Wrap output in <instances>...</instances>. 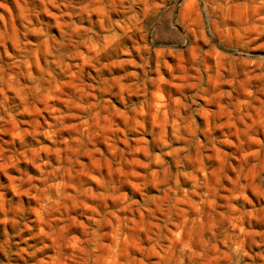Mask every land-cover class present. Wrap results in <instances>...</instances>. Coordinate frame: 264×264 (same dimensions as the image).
Returning <instances> with one entry per match:
<instances>
[{
	"label": "clouds",
	"instance_id": "9594fccd",
	"mask_svg": "<svg viewBox=\"0 0 264 264\" xmlns=\"http://www.w3.org/2000/svg\"><path fill=\"white\" fill-rule=\"evenodd\" d=\"M0 264H264V0H0Z\"/></svg>",
	"mask_w": 264,
	"mask_h": 264
}]
</instances>
